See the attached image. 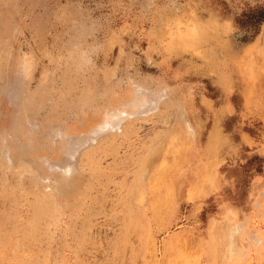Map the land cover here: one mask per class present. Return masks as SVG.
I'll use <instances>...</instances> for the list:
<instances>
[{
	"label": "rangeland",
	"instance_id": "obj_1",
	"mask_svg": "<svg viewBox=\"0 0 264 264\" xmlns=\"http://www.w3.org/2000/svg\"><path fill=\"white\" fill-rule=\"evenodd\" d=\"M254 4L0 0V264H264Z\"/></svg>",
	"mask_w": 264,
	"mask_h": 264
},
{
	"label": "trees",
	"instance_id": "obj_2",
	"mask_svg": "<svg viewBox=\"0 0 264 264\" xmlns=\"http://www.w3.org/2000/svg\"><path fill=\"white\" fill-rule=\"evenodd\" d=\"M263 20L264 6L258 4L246 5L235 16V22L241 27L252 29L253 34Z\"/></svg>",
	"mask_w": 264,
	"mask_h": 264
},
{
	"label": "bare ground",
	"instance_id": "obj_3",
	"mask_svg": "<svg viewBox=\"0 0 264 264\" xmlns=\"http://www.w3.org/2000/svg\"><path fill=\"white\" fill-rule=\"evenodd\" d=\"M133 114V112H130V113H127L126 111H124V110H122V111H119V112H115V113H113V115H109V116H107V118H106V120L102 123V124H100L98 127H97V129L93 132L94 134L95 133H99V132H101L103 129H105L107 126H110L111 124H112V120H113V118L115 117V119L114 120H116L117 119V121L119 120V119H121L122 118V116L123 117H127V116H131ZM125 115V116H124ZM113 120V121H114Z\"/></svg>",
	"mask_w": 264,
	"mask_h": 264
}]
</instances>
